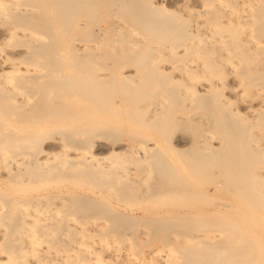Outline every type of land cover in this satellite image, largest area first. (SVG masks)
Returning a JSON list of instances; mask_svg holds the SVG:
<instances>
[{
  "label": "bare ground",
  "instance_id": "1",
  "mask_svg": "<svg viewBox=\"0 0 264 264\" xmlns=\"http://www.w3.org/2000/svg\"><path fill=\"white\" fill-rule=\"evenodd\" d=\"M0 264H264V0H0Z\"/></svg>",
  "mask_w": 264,
  "mask_h": 264
}]
</instances>
